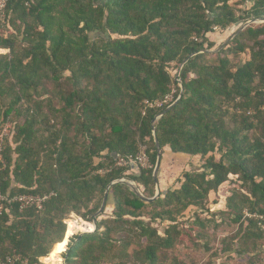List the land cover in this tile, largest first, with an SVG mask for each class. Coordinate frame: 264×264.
<instances>
[{
  "label": "trees",
  "instance_id": "1",
  "mask_svg": "<svg viewBox=\"0 0 264 264\" xmlns=\"http://www.w3.org/2000/svg\"><path fill=\"white\" fill-rule=\"evenodd\" d=\"M230 1H7L0 134L11 129L0 141V194L7 201L49 198L41 209L4 203L1 262L16 255L14 264H47L67 248V264H163L160 255L184 232L204 226L195 215L182 231L179 217L205 210L230 177L239 190L225 199V210L237 231L222 251L264 253V0H239L245 10ZM248 21L256 23L211 51L209 34ZM15 23L12 34L7 28ZM244 54V63L233 62ZM184 61L182 97L152 125L178 99L181 88L169 69ZM153 127L161 155L168 148L204 164L183 172L177 189L158 188L151 203L124 184L111 186L96 231L78 239L65 220L73 213L92 223L111 183L133 182L144 197L155 196ZM142 148L146 168L132 163ZM165 222L161 236L152 224Z\"/></svg>",
  "mask_w": 264,
  "mask_h": 264
},
{
  "label": "rangeland",
  "instance_id": "2",
  "mask_svg": "<svg viewBox=\"0 0 264 264\" xmlns=\"http://www.w3.org/2000/svg\"><path fill=\"white\" fill-rule=\"evenodd\" d=\"M230 4L238 10H245L248 7L239 5V0H231ZM4 18H2V21ZM249 22V21H248ZM18 24V23H17ZM243 25V24H242ZM242 25L229 28L225 31L215 30L214 33L209 34L207 37L213 42L214 48L211 51H216L227 39L239 29ZM15 25L7 28L8 32H15ZM20 39V38H19ZM216 49V50H215ZM8 51L1 50L0 54L5 55ZM249 54L240 55L233 59L234 63L242 64L248 60ZM169 69L172 76L176 77L179 69L175 65H171ZM9 131L11 126L8 127ZM144 150V149H143ZM219 156L215 154V159L218 160ZM163 165L162 174L157 175L169 181L171 190L177 189L179 184L177 180L180 179L183 172L192 170H199L204 164V160L199 157L183 158L182 156L172 155L168 150L164 149L161 155V164ZM161 167V165H160ZM160 171V169H159ZM167 171V172H166ZM239 190V183L235 177H230L228 182L223 184L216 193L209 195L205 210L188 209L183 216L177 220V227L182 231H187L189 226L193 223L195 215L201 219L204 226H197L195 231L190 230L189 234L183 233V237L178 240V244L172 249L160 255V263L163 264H264V253L261 247L255 251H250L249 254L238 256L228 253H223L225 247L229 244V238L232 237L237 231V225L231 221V217L227 210H225V199L230 194ZM110 214V211H107ZM81 218L75 214H70L65 220L68 224L74 227V232L78 236L83 231L79 230L80 224L83 226L91 225L92 223H80ZM169 223H154L152 226L156 228L158 233L162 236L168 227ZM93 227L89 230L92 231ZM137 244V241H133ZM136 245H133L134 249ZM249 247V246H248ZM247 247V248H248ZM136 249V248H135ZM249 249V248H248ZM131 251V250H130ZM67 248L61 255L63 264L64 255ZM48 259V258H47Z\"/></svg>",
  "mask_w": 264,
  "mask_h": 264
},
{
  "label": "water",
  "instance_id": "3",
  "mask_svg": "<svg viewBox=\"0 0 264 264\" xmlns=\"http://www.w3.org/2000/svg\"><path fill=\"white\" fill-rule=\"evenodd\" d=\"M256 21H249V22H246L244 23L241 27H239V29L237 31H235L228 39L227 41L222 44L216 51L214 52H218L222 49H224L225 47H227V45L236 37L238 36L245 28H247L249 25H252V24H255ZM208 51H202V53H206ZM186 63V61H184V63L181 65L178 73H177V76L175 77V80L179 83V86L181 88L180 90V94H179V97L178 99L173 102L170 106H168L163 112L159 113L155 119L152 121V125L154 124L155 120L159 119L164 113L168 112L170 109H172L177 103L178 101L181 99L182 97V94H183V89L181 87V82L178 80V77H179V73L183 67V65ZM152 131H153V136H154V145H155V148H156V152H157V158H156V164H155V167H154V170H153V179H154V182H155V185H156V193H155V196L151 199H148L146 197L143 196L142 192L140 191V189L137 187V185L133 182H128V181H125V180H119V181H116V182H113L111 183L106 191H105V194H104V197H103V200H102V203H101V206L99 208V210L97 211V213L94 215L93 217V221H92V225H93V230L91 232H83V233H80L78 235V239H80L83 235L85 234H92L96 231L97 229V218L103 213V209L105 207V204H106V201H107V196H108V192H109V189L111 188V186L115 185V184H124L126 185L130 191L136 196L138 197L142 202L144 203H151L153 201H155L158 196H159V189H158V179H157V175H158V172H159V169H160V165H161V149H160V145H159V142L157 140V138L155 137V128L153 127L152 128ZM63 264H67V256L64 257V261H63Z\"/></svg>",
  "mask_w": 264,
  "mask_h": 264
},
{
  "label": "built area",
  "instance_id": "4",
  "mask_svg": "<svg viewBox=\"0 0 264 264\" xmlns=\"http://www.w3.org/2000/svg\"><path fill=\"white\" fill-rule=\"evenodd\" d=\"M8 0H0V21H2V18L5 16V8H6V3ZM171 101V97L167 98L166 101L162 103H158V106H161L163 104H167L168 102ZM9 126L7 125L2 129V132L0 134V141L7 137L9 133ZM144 148L141 149L140 153L135 157L134 161L132 163L139 165L142 168H146L148 166V159L145 156V152L143 150ZM2 161V156H1V146H0V162ZM121 165H125L123 161H120ZM49 198V196H30V195H24V196H19V197H14L10 201H7L1 194H0V212L3 209V205L5 202H12V203H17L20 207V210L26 209V208H36V209H41L42 204ZM19 260V257L16 255H13L12 257H8L5 259L4 262L0 261V264H14Z\"/></svg>",
  "mask_w": 264,
  "mask_h": 264
},
{
  "label": "crops",
  "instance_id": "5",
  "mask_svg": "<svg viewBox=\"0 0 264 264\" xmlns=\"http://www.w3.org/2000/svg\"><path fill=\"white\" fill-rule=\"evenodd\" d=\"M165 149L171 153V151L168 148H165ZM172 155L182 156L183 158H189L188 156L181 155V154H172ZM163 165L164 164L162 163L161 167H160L159 175L162 174L161 172L163 169ZM169 186H170V184H169V181H167V179H164L163 177L158 176V188H160L162 191H166V190L170 189V188H168ZM57 257L60 260L59 262L62 263L61 257H59V256H57Z\"/></svg>",
  "mask_w": 264,
  "mask_h": 264
},
{
  "label": "bare ground",
  "instance_id": "6",
  "mask_svg": "<svg viewBox=\"0 0 264 264\" xmlns=\"http://www.w3.org/2000/svg\"><path fill=\"white\" fill-rule=\"evenodd\" d=\"M92 227H93V225H92ZM83 232H91V231H83ZM59 261L60 260L58 259L57 255H55V254H50L48 259L47 258L44 259V262L47 263V264H60Z\"/></svg>",
  "mask_w": 264,
  "mask_h": 264
}]
</instances>
